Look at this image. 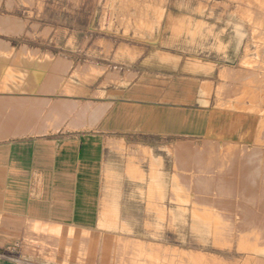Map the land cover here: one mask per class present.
I'll use <instances>...</instances> for the list:
<instances>
[{
  "label": "crops",
  "instance_id": "obj_1",
  "mask_svg": "<svg viewBox=\"0 0 264 264\" xmlns=\"http://www.w3.org/2000/svg\"><path fill=\"white\" fill-rule=\"evenodd\" d=\"M178 1L167 0V16L186 23L192 19L195 35L165 31L160 49L170 54L162 57L166 63L130 69L136 73L132 84L107 90L120 91L118 97L107 96L94 106L92 87L90 96H74L69 103L56 97L5 96L0 131L9 132H0V264L220 262L214 248L221 239L216 233L205 238V230L220 229V222H214L219 214L197 203L193 218L188 205L172 200H187L189 186H196L187 171L177 175L175 163L187 169L190 151L204 146L182 139L203 134L206 124L193 132L189 119L208 110L191 105L194 99L170 82L149 80L146 72L185 73V64L194 60L203 69L214 66L209 72L231 66L245 44L246 27L210 7L198 14L175 13L172 6H193L195 0ZM156 76L157 81L166 78ZM64 103L74 108L66 120L61 116ZM96 108L104 112L99 120ZM178 185L181 190H174ZM195 195L215 197L198 190ZM217 205L208 202L209 208ZM206 214L214 215L208 217L214 228L206 227ZM206 242H212V249Z\"/></svg>",
  "mask_w": 264,
  "mask_h": 264
},
{
  "label": "rangeland",
  "instance_id": "obj_2",
  "mask_svg": "<svg viewBox=\"0 0 264 264\" xmlns=\"http://www.w3.org/2000/svg\"><path fill=\"white\" fill-rule=\"evenodd\" d=\"M166 3L167 0H0V21L8 19L10 25H13L7 29L0 27V114L4 110L6 95L56 97L69 103L73 101L74 96H90L89 88L92 87L94 106L97 101L107 96L118 97L120 91L107 90L132 84L136 73L130 69L166 63L162 57L170 54L160 49L165 31L172 32L174 36H179L182 32L195 35L197 24H192V19L186 23L187 19L167 16ZM180 3L181 0L178 1V4ZM209 7L212 11L217 10L235 16L246 27V33L243 35L246 41L245 44L243 42L237 62L209 72L214 66L209 64L203 69L194 60L185 64L187 70L185 73L180 70L162 69L146 73L153 82L164 84L170 82L172 86L178 87L182 93H188L194 99L190 102L191 105H200L208 110L204 115L203 113L190 115V127L193 132L197 131V127H201L203 122L206 126L208 122L210 124L209 128L205 126L202 135L182 139L184 142L202 143L204 146L200 147L202 149L199 151H190L197 157L191 155L193 159L190 157L191 160L188 161V170L176 162L177 173L187 171L189 177L191 176L190 180L197 181L199 185L202 177L209 180L224 172L229 178V173L234 172L235 168L238 169L235 170L238 173L241 169L249 171L251 168L250 171L253 173L252 178H248L250 180L245 179L244 183L239 176L237 179L238 182L241 180L243 186L248 188L253 186L254 190L253 193L235 191L232 186L235 185L237 189L240 183L236 181L237 179L227 177H224L227 183L224 188L226 183L222 177L218 179L219 182L215 181L217 187L222 188L218 189L214 186L215 183H212L215 187L210 191L215 195L213 198L203 200L195 195L197 192H190L187 200L174 198L173 201L188 205L193 218H196L195 209L197 203H200L205 210L211 209V213H218V216L224 219V223L218 224L220 227L223 225L233 229L231 232L222 231L225 233L221 232V237L223 236L221 242H215L214 249L220 253V262L216 264H264V130L260 129V133L263 132L262 136L258 134L262 140V142L259 140L261 144L248 146L247 142L251 136L249 125L246 123V127L245 124L244 126L231 124L232 118L241 114L248 115V118L254 116L259 119L258 122L261 120L260 123L264 121V0H200L199 3L195 0L193 6L174 5L171 9L175 13L189 11L198 14ZM158 20H161L160 24H157ZM165 21L172 23L168 25ZM20 25H23L22 28ZM193 64L199 65L198 68H192ZM162 74L166 75V78L157 81L156 75ZM68 105H62L61 108L62 119L65 120L74 110V108L69 110ZM260 145L263 149H260ZM252 148L254 150L258 148L255 152L262 150V153L259 152L261 155L258 153L256 157L257 153L255 154ZM248 152L251 160V162L248 160L249 163L248 157L245 156ZM223 154L226 159L223 158L225 157ZM233 156L246 160H242L244 161L242 163L239 159L240 162L237 163L238 161L234 162ZM212 160L213 162H210ZM233 162L238 165L233 166ZM242 164L247 167L241 166ZM216 167L219 168L216 170ZM222 168H225V171ZM231 179L236 182L232 183ZM220 181L224 183L223 186H219ZM247 192L251 194L246 197ZM240 193L245 194L246 198L242 199ZM251 200L252 203L249 204ZM212 201L218 203L215 208H209L207 205ZM237 203H245L247 207L255 210L254 214L256 213L257 217L253 216L252 211L247 219L263 221L257 225L248 220L253 224L248 222L241 226L243 222L240 223L239 212L242 208L238 205L233 206ZM208 216L205 215L206 227L209 223ZM213 217L212 214L209 216L211 219ZM248 224L254 227L253 230L256 232L246 230ZM213 233L215 235L217 232ZM213 233L211 230H205V238H211ZM241 237L246 238L241 241ZM206 244V248L212 249V242ZM189 264L195 262L190 259Z\"/></svg>",
  "mask_w": 264,
  "mask_h": 264
},
{
  "label": "bare ground",
  "instance_id": "obj_3",
  "mask_svg": "<svg viewBox=\"0 0 264 264\" xmlns=\"http://www.w3.org/2000/svg\"><path fill=\"white\" fill-rule=\"evenodd\" d=\"M24 1H25V0H24ZM13 20H14V19H13ZM15 23H17V25L19 24L18 22H14V24H15ZM21 26H23V25H20V27H21ZM0 27H2V28L5 27V28L7 29V28H10V27L12 28L13 25H10V23L8 22V19H3L2 21H0ZM18 28H19V27H18ZM21 28H22V27H21ZM19 30H20V29H19ZM0 31H1V30H0ZM2 33H3V32H2ZM70 47H71V46H70ZM244 60H246V59H244ZM99 72H100V71H99ZM123 83H124V82H123ZM255 90H256V89H255ZM262 90H263V89H262ZM170 91H171V90H170ZM259 93H260V92H259ZM263 93H264V92H263ZM263 93H262V94H263ZM175 99H176V98H175ZM166 100H170V97H167ZM104 102H105V101H104ZM109 102H110V101H109ZM109 102H108V103H109ZM101 105H102V102H101ZM97 107H98V106H97ZM104 107H105V106H104ZM260 109H261V108H260ZM94 110H95L96 113H95L94 111H93V112H94L96 115H98V116H97L98 118H101L102 115L104 114V112L102 111L103 109L101 110L102 113H100V114L98 113V108H96V109H94ZM261 110H263V109H261ZM261 110H260V111H261ZM16 111H17V110H16ZM18 111H19V110H18ZM18 111H17V112H18ZM257 111H258V113H260V112H259V109H258ZM108 112H109V111H108ZM18 113H20V111H19ZM18 113H17V116L19 117L20 114L18 115ZM97 113H98V114H97ZM1 114H2V113H1ZM263 114H264V113H263ZM2 115H3V114H2ZM14 115H15V111H14ZM92 115H93V114H91V116H92ZM105 115H106V113H105ZM6 116H7V115H6ZM17 116L15 115V117H17ZM21 116H22V115H21ZM235 116H236V115H235ZM251 116H252V115H250V117H251ZM12 117H13V112H12ZM15 117H14V118H15ZM32 117H33V116L31 115L29 118L31 119ZM88 117H89V116H88ZM233 117H234V116H233ZM25 118L28 119V116L25 117ZM25 118H24L25 121H29V120H26ZM211 118H212V117L210 116V120H211ZM2 119H3V118H2ZM7 119L9 120V119H11V118L8 117ZM12 119H13V118H12ZM16 119H17V118H16ZM18 119H19V118H18ZM4 120H5V119H4ZM8 120H6V121H8ZM98 120H99V119H98ZM212 120H213V119H212ZM258 120H259V119H256L254 116H252L251 118H248V115L245 116V115H242V114L239 115V116L236 117V118H232V122H231V124H233V125H240V126H244V124H245V126H246L247 124L249 125V128H248V129H249L250 132H251V134H250L251 136L249 135V136H250V137H249V142L246 141L248 146H250V145H255V144H257V143H260L259 140L262 142V140L259 139V138H260V136H262L261 133H263L262 131H261V133H260V129L264 130V129H263V128H264V127H263V123H264L263 120H264V119L262 120L263 123H260L261 120L258 122ZM0 121L3 122V120H0ZM16 121H17V120H16ZM19 121H21V120H19ZM22 121H23V120H22ZM208 121H209V120H208ZM215 121H216V120H215ZM215 121H214V122H215ZM17 122H18V121H17ZM17 122H16V124H17ZM12 123H13V121H12ZM14 123H15V121H14ZM20 123H23V122H20ZM48 123H51V122H48ZM208 123L210 124V122H208ZM212 123H213V122L211 121V124H212ZM246 123H247V124H246ZM3 124H4V122H3ZM3 124H1V125H3ZM29 124H30V123H29ZM4 125H5V124H4ZM4 125H3V126H4ZM23 125H25V122L23 123ZM23 125H21V127H24ZM3 126H2V127H3ZM8 126H9V125H8ZM8 126H4L3 128H6V127H8ZM14 126H16V125L14 124ZM14 126H13V127H14ZM29 126H30V125H29ZM213 126H214V125H213ZM0 127H1V126H0ZM16 127H17V129H18L19 126H16ZM210 127H211V126H210ZM246 127H247V126H246ZM262 127H263V128H262ZM9 128H10V127H9ZM11 128H12V127H11ZM19 128H20V127H19ZM24 128H25V127H24ZM30 128H32V127H30ZM208 128H209V127H208ZM15 129H16V128H15ZM17 129H16L17 132H21V131L23 132V130H24L23 128H22L21 131H20V130L18 131ZM1 130H3V129H1ZM4 130H5V131H3V132L0 131V132L2 133L3 136H4V134H5L4 132H9V129H8V131H6L7 129H4ZM198 130H200V131L202 130L200 126L198 127ZM208 130H209V129H208ZM206 131H207V130H206ZM224 131H225V130H224ZM22 132H21V133H22ZM12 133H14V132H13V129L10 130V133H9V134H12ZM226 133H227V132H226ZM226 133H225V134H226ZM234 133H235V132H234ZM247 133H248V132H247ZM6 134H7V133H6ZM6 134H5V135H6ZM9 134H8V135H9ZM258 134H259L260 136H259ZM244 135H245V134H244ZM261 138H262V137H261ZM244 139H245V138H244ZM114 140H115V139H114ZM123 141H124V140H123ZM109 142H110V141H109ZM112 142H113V140H112ZM119 142H120V141H119ZM263 142H264V139H263ZM210 144H211V143H210ZM260 144H261V143H260ZM262 145H263V143H262ZM248 146H246V147H248ZM256 146H257V145H256ZM257 147H258V146H257ZM180 148H181V147H180ZM245 149L247 150V148H245ZM252 149H253V148H252ZM255 149H256V148H255ZM260 149H263V147H261V145H260ZM260 149H259V150H260ZM249 150H250V149H249ZM253 150H254V149H253ZM257 150H258V148H257L256 150H254V153H255V154L257 153V156H256V157H258V155L260 154V153H259L260 151H261V153H262V150H260L259 152H255V151H257ZM180 152H181V151H180ZM219 152H220V151H219ZM239 152H240V151H239ZM246 153H247V152H246ZM258 153H259V154H258ZM194 154H195V153H194ZM224 154H225V153H224ZM224 154H223V156H225ZM234 154H235V153H234ZM221 155H222V154H221ZM247 155H248V156H247ZM260 155H261V154H260ZM193 156H194V158L197 157V155H196V156L193 155ZM193 156H190V157L193 159ZM198 156H199V155H198ZM204 156H205V155H204ZM219 156H220V155H219ZM229 156H230V155H229ZM245 156H246V158L248 157V159H247V162H248V160H250V159H249V157H250L249 152H248V154H246ZM251 156H253L252 153H251ZM190 157H189V160H191ZM233 157H234V156H233ZM260 157H261V156H260ZM263 157H264V156H263ZM204 158H205V157H204ZM208 158L210 159V157H208ZM223 158L226 159L227 157L225 156V157H223ZM234 158H235V160L237 159V157H234ZM243 158H245V157H243ZM246 158H245V160H246ZM252 158H253V157H252ZM261 158H262V157H261ZM206 159H207V158H206ZM239 159L241 160V158H239ZM239 159H237L236 161L234 160V162H237ZM258 159H259V158H258ZM183 160H184V159H183ZM242 160H244V159H242ZM242 160H241V162H242ZM245 160H244V161H245ZM255 160H256V159H255ZM263 160H264V159H263ZM196 161H197V160H196ZM201 161H202V160H201ZM222 161H223V160H222ZM224 161H225V160H224ZM244 161H243V162H244ZM205 162H207V161H205ZM205 162H204V163H205ZM210 162H213V160L210 161ZM230 162H231V160H230ZM234 162H233V164H234ZM239 162H240V161H238L237 163H239ZM243 162H242V163H243ZM249 162H251V160H250ZM249 162H248V163H249ZM199 163H201V162H199ZM199 163H198V164H199ZM202 163H203V162H202ZM231 163H232V162H231ZM237 163H235L233 166H235ZM248 163H247V165H248ZM252 163H253V159H252ZM263 163H264V162H263ZM263 163H262V164H263ZM207 164H209V163H207ZM188 165H189V164H188ZM195 165H196V164H195ZM204 165H206V164H204ZM216 165H217V164H216ZM216 165H215V166H216ZM218 165H219V164H218ZM237 165H238V164H237ZM192 166H194L193 163H192ZM196 166H197V165H196ZM202 166H203V165H202ZM219 166H221V165H219ZM241 166H244V167H245L246 165H245V164H242ZM190 167H191V166H190ZM236 167H237V166H236ZM246 167H247V166H246ZM203 168H204V167H203ZM217 168H219V167H216V170H217ZM234 168H235V167H234ZM241 168H242V167H241ZM249 168H250V167H249ZM255 168H256V167H255ZM262 168H263V167H262ZM208 169H209V168H208ZM222 169H223V168H222ZM247 169H248V168H247ZM250 169H251V168H250ZM250 169H249V171H245V170H242V169H241L240 172L238 173V172H236L238 169L236 170V168H235V169H234V172L231 171V173H229V175H230L229 178H232V179L234 178L233 180H236V179L238 178V176H239V177L241 178V180L243 179L245 182H244L243 180H242V181H243L244 183H246V180H247L249 177H251V175H252V173H253V172H251L252 170L250 171ZM218 170L220 171V169H218ZM223 170L225 171V168H224ZM235 170H236V171H235ZM204 171H206V168L204 169ZM223 173H224V172H223ZM223 173H222V174H218V175H216V176H213V177H212L211 179H209V180H207L206 177H202V182L198 185L197 181H195V182H196V183H195L196 186H195V188L192 187V189H193V190L195 189V192H197V190H198V192H200V191L202 192V191H203V192H206V193H207V192L210 193L211 188H212V191H213L214 188H215L214 186L217 187V185H218V184L216 185V183H215L216 180L218 181L219 178L227 177V175H226L225 173H224V174H223ZM237 173H238V174H237ZM256 173H257V172H256ZM260 173H261V171H260ZM261 174H262V173H261ZM177 175H178V173H177ZM177 175H176V176H177ZM180 175H181V174H180ZM229 175H228V176H229ZM211 176H212V175H211ZM256 176H257V175H256ZM259 176H260V175H259ZM178 177H179V176H178ZM178 177H177V178H178ZM190 177H191V176H190ZM208 177H210V176H208ZM261 177H262V176H261ZM179 178H180V177H179ZM179 178H178V179H179ZM195 178H196V176H195ZM198 178H199V176H198ZM229 178L227 177V179H229ZM240 178H239V179H240ZM251 178H252V177H251ZM263 178H264V177H263ZM181 179H182V177H181ZM225 179H226V178H224L223 180H225ZM232 179H231V180H232ZM245 179H246V180H245ZM259 179H261V178H259ZM193 180H194V178H193ZM197 180H200V179H197ZM233 180H232V181H233ZM241 180H240V182H238V181H239L238 179L236 180L238 183H240V186H239L237 189L235 188V185L232 186L233 188H232V187H230V188H232V189L235 190V191L238 190L239 192H242V193H244V191H245V192H246V191H251V192L253 193L254 187L251 186L250 184H249V185L251 186L250 188H248V187H246V186H243V183L241 184ZM248 180H250V179H248ZM251 180H252V179H251ZM178 181H179V180H178ZM183 181H184V180H183ZM188 181H189V180H188ZM228 181L230 182V180H228ZM236 181H235V182H236ZM189 182H190V181H189ZM218 182H219V181H218ZM220 182H221V184H219V186H223L224 183H222V181H220ZM223 182H224V181H223ZM235 182L233 181L232 183H235ZM251 182H252V181H251ZM259 182H260V181H259ZM212 183H215V185L212 184ZM225 183H226V180H225ZM249 183H250V181H249ZM183 184H186V183L183 182ZM258 184H259V183H258ZM188 185H190V184H188ZM212 185H214V186H212ZM226 185H227V183L224 185V188H226V187H225ZM229 185H230V184H228V186H229ZM231 185H232V184H231ZM182 186H184V185H182ZM183 188H184V187H183ZM217 188H218V187H217ZM220 188H222V187H219L218 189H220ZM260 188H261V187H260ZM192 189H191V186H189V188H188V193H190ZM218 189H216V190H218ZM228 189H229V188H228ZM249 189H250V190H249ZM170 190H171V189H170ZM174 190L180 191V190H181V185H180V186L178 185L177 188H174ZM184 190H185V188H184ZM225 190H227V189H225ZM225 190H223V192H224ZM192 192H193V191H192ZM223 192H222V194H223ZM225 192H226V191H225ZM225 192H224V193H225ZM251 192H249V193L251 194ZM217 193H218V191H217ZM242 193H240L242 199H243V198H246L247 195L249 194V193L247 192V193H246V197H245V194L243 195ZM155 194H156V193H155ZM175 194H176V193H175ZM176 195H178V194H176ZM180 195H182V194H180ZM219 195H220V193H219ZM178 196H179V195H178ZM224 196H225V195H224ZM183 197H184V196H183ZM187 197H188V196H187ZM200 197H201V196H200ZM251 197H252V196H251ZM262 197H263V196H262ZM202 198H203V196H202ZM258 198H259V197H258ZM203 199H204V198H203ZM172 200H173V199H172ZM183 200H184V198H183ZM249 201H250V200H249ZM251 203H252V200H251V202H250L249 204H251ZM256 203H257V202H256ZM207 205H208V204H207ZM223 205L225 206L226 204H223ZM237 205H238L239 207L242 208V210H241L239 213H240V215H241L240 223L243 222V223H242L243 225H241V224H240V225H241V226H244V225L247 224L250 220H252L251 218H250V220L247 219V216H248V215L250 216V214H252L253 208H252V207H247L245 203H237V204H234L233 206L236 207ZM243 205H244V206H243ZM230 206H231V205H230ZM233 206H232V207H233ZM238 206H237V207H238ZM262 207H263V206H262ZM257 209H258V208H257ZM254 211H255V210H254ZM254 211H253V216L256 214V213L254 214ZM261 211H262V210H261ZM262 212H263V211H262ZM258 215H259V214H258ZM201 216H202V215H201ZM234 216H235V215H234ZM249 216H248V217H249ZM255 216L257 217V215H255ZM255 216H254V217H255ZM203 217H204V216H203ZM208 217H209V216H208ZM254 217H253V218H254ZM258 217H259V216H258ZM206 218H207V217H206ZM259 218H260V217H259ZM207 219H208V218H207ZM214 219H215L214 222H215V221H219V222L224 223V219H222V218H220V217H219V219L214 217ZM216 219H217V220H216ZM261 219H262V218H261ZM236 220H237V219H236ZM248 220H249V221H248ZM261 221H263V220H261ZM261 221H260V220H257V219H254V221L252 220L251 222L257 224V223H259V222H261ZM212 222H213V221H212ZM214 222H213V223H214ZM251 222H249V224H250ZM244 223H245V224H244ZM253 223H251V225H252ZM249 224H248V225H249ZM209 225H210V224H209ZM209 225H208V226H209ZM215 225H216V224H215ZM251 225H249L250 227L246 225L247 228H248V229H246V230H250L251 232H252V231H255V230H253V229H255V228H254V227H251ZM254 225H255V224H254ZM254 225H253V226H254ZM257 225H258V224H257ZM54 226H55V225H54ZM204 226H205V225H204ZM213 226H214V225H213ZM213 226H212V227H213ZM216 226H217V225H216ZM218 226H219V225H218ZM246 226H245V227H246ZM245 227H243V228H245ZM258 227H260V226H257V228H258ZM213 228H214V227H213ZM231 229H232V228H230L229 226L227 227V226H223V225H222V227H220L219 230L217 229V230H218L217 233H216V234H217V237H219V238L221 239V238L223 237V236L221 237L222 233H223V234L225 233V232H222V231H228V232H231ZM260 229H261V228H260ZM232 230H233V229H232ZM239 230H240V229H239ZM244 230H245V229H244ZM214 232H215V231H214ZM221 232H222V233H221ZM243 232H244V231H243ZM255 232H256V231H255ZM212 233H213V231H212ZM251 234H253V233H251ZM257 234H258V232H257ZM213 235H214V234H213ZM226 235H227V234H226ZM215 236H216V235H215ZM232 236H233V235H232ZM232 236H231V238H232ZM245 236H246V235H245ZM49 237H51V236H49ZM111 237H112V236H111ZM227 237H228V236H227ZM257 237H258V236H257ZM259 237H260V236H259ZM96 238H97V237H96ZM245 238H246V237H245ZM245 238L241 237V239H242L241 241H244ZM103 239H104V238H103ZM112 239H114V238H112ZM116 239H117V238H116ZM215 239H216V238H215ZM210 240H211V239H210ZM218 240H219V239H218ZM222 241H223V240H222ZM227 241H228V240H227ZM231 241H232V239H231ZM229 242H230V241H229ZM255 242H256V241H255ZM247 245H248V244H247ZM250 246H252V245H250ZM255 251H256V250H255ZM262 252H263V251H262ZM172 254H173V253H172ZM190 255L192 256V254H190ZM254 259H255V258H254ZM194 260H195V259H194ZM197 261H198V260H197ZM219 261H220V260H219ZM201 262H202V261H201ZM250 262H251V261H250ZM246 263H247V262H246ZM198 264H199V263H198ZM201 264H203V262H202ZM204 264H206V263H204Z\"/></svg>",
  "mask_w": 264,
  "mask_h": 264
}]
</instances>
